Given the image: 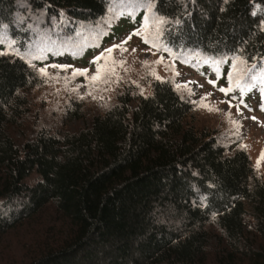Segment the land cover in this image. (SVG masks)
Returning <instances> with one entry per match:
<instances>
[{"label":"trees","instance_id":"obj_1","mask_svg":"<svg viewBox=\"0 0 264 264\" xmlns=\"http://www.w3.org/2000/svg\"><path fill=\"white\" fill-rule=\"evenodd\" d=\"M110 2L0 0V28H9L18 53L0 56V241L52 209L67 232L43 231L23 264H205L211 227L224 244L216 264H264L262 177L246 151L229 154L188 122L194 106L168 82L138 101L122 95L77 133L42 130L21 148L8 135L31 78L22 58L30 23L17 22L24 6L92 22ZM154 11L168 21L162 40L170 51L264 62V0H155Z\"/></svg>","mask_w":264,"mask_h":264},{"label":"rangeland","instance_id":"obj_2","mask_svg":"<svg viewBox=\"0 0 264 264\" xmlns=\"http://www.w3.org/2000/svg\"><path fill=\"white\" fill-rule=\"evenodd\" d=\"M147 3V0H111L105 16L92 22H69L64 15L46 17L24 6L25 15L17 16V22L30 23L31 42L22 57L30 64L31 78L30 85L20 93L23 105L9 125L8 135L21 148L42 130L57 135L77 133L115 106L122 95L129 93L138 101L140 97L153 95L155 82H168L194 106L188 122L209 130L229 154L246 151L264 181V161L260 160L264 153V63L248 65L240 63V58L204 57L196 52L168 53L162 40L164 25H156L154 8L149 11ZM7 28H0V47L5 46V53L9 54L5 56L16 57L18 53ZM137 31L147 35L157 47L144 43L141 36L134 35ZM117 45L128 50L122 52ZM110 48L115 49L111 53L115 64L103 59L99 65L94 63ZM176 58L180 61H172ZM193 58L204 61H196L197 72L192 67ZM105 64L114 68V73L105 71L100 80L93 81L98 66ZM40 69H45L47 75ZM253 75L256 79H252ZM229 77H233L231 82ZM237 80L240 88L236 87ZM220 88L232 91L226 95ZM71 110H77L79 117L68 116ZM37 178L34 174L28 182L33 184ZM252 224L247 230L251 237L255 234ZM64 227L60 215L45 209L0 241V264H23L30 247L44 240L43 231L56 230L54 235L60 236L67 232ZM210 234V256L205 264H216V251L224 244L216 228L211 227ZM251 239V243L257 240Z\"/></svg>","mask_w":264,"mask_h":264},{"label":"snow or ice","instance_id":"obj_3","mask_svg":"<svg viewBox=\"0 0 264 264\" xmlns=\"http://www.w3.org/2000/svg\"><path fill=\"white\" fill-rule=\"evenodd\" d=\"M154 6H155V0H148V3H147V8H148V10L151 11V10L154 8ZM154 15H155V21H156V25H157V26L164 25V24H166V23L168 22V21H167L165 18H163L162 16H159V15H157V14H155V13H154ZM148 27H149V25H148V21H147V19H146V20H145V31H147ZM134 35H139V36H141V38L144 40V43H146V44H150L151 47H157V45H156L154 42H152V41H150V40L148 39V36H147V35H143L140 31H137L136 33H134ZM159 35H160V29H159V27H157V37H159ZM128 39L130 40L131 37H129ZM0 42H2V41H0ZM127 42H128V41L125 40L123 43L126 44ZM116 47L119 48L122 52H126V51L128 50V49L124 48L123 45H117ZM114 50H115V49H113V48L107 49V50H106V53H107V54H106V55H102L101 57L97 58V60L94 61V63H97V64L99 65V61H100L101 59H103V60H105V61L111 62L112 64H115L116 62H115L114 60H112V58H111V53H112ZM164 50H165V51H170V50L167 49V48H165ZM133 51H134V50H133ZM6 54H7V53H5V52H0V55H6ZM160 62L162 63V61H160ZM240 63H245V62H244V61H240ZM54 67H55V66H54ZM234 68H235V66H234ZM40 71H41V73H43L44 75H47V72H46L45 69H40ZM105 71H107V72H109V73H114V68H109V67L107 66V64H105L104 66H98V68H97V75L93 76V77H92V80H93V81L100 80V79H101V75H102ZM77 74H78V75H87L86 72H78ZM156 78L159 79V76H157ZM252 79H256L255 75L252 76ZM229 80H230V82H231V81L233 80V77H229ZM209 82H210V83H213L212 81H209ZM236 87H237V88H240V87H241V85H240V83H239L238 80L236 81ZM219 90H220L221 92H224L226 95L229 94V92L232 91L231 88H220ZM241 91H243V88H241ZM212 110H214V109L209 108V111H212ZM253 119H255V117H253ZM260 160H261V161H264V153L261 154Z\"/></svg>","mask_w":264,"mask_h":264}]
</instances>
